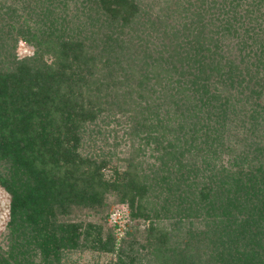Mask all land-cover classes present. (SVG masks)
I'll return each mask as SVG.
<instances>
[{
    "label": "trees",
    "instance_id": "16d2710c",
    "mask_svg": "<svg viewBox=\"0 0 264 264\" xmlns=\"http://www.w3.org/2000/svg\"><path fill=\"white\" fill-rule=\"evenodd\" d=\"M0 187V264H264V0H0Z\"/></svg>",
    "mask_w": 264,
    "mask_h": 264
},
{
    "label": "rangeland",
    "instance_id": "374dc122",
    "mask_svg": "<svg viewBox=\"0 0 264 264\" xmlns=\"http://www.w3.org/2000/svg\"><path fill=\"white\" fill-rule=\"evenodd\" d=\"M33 52L34 48L19 38L15 49L16 58L22 59L24 57H30L33 55ZM122 149L125 150L126 147L123 145L122 148H119V152H121ZM110 201L113 202L114 200L111 199ZM8 219L9 195L0 187V237L4 233ZM136 224L139 225V230H143L147 225L143 223V221L139 223L130 221L126 205L115 203V205L113 204L111 206L107 227L112 228L118 235L117 237H122L129 226H134ZM72 259L75 261V264H106L108 257L91 253H77L73 255Z\"/></svg>",
    "mask_w": 264,
    "mask_h": 264
}]
</instances>
